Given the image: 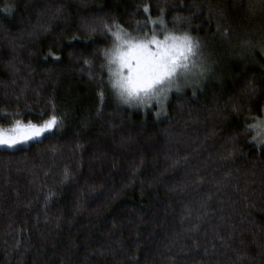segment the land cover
<instances>
[{
  "label": "trees",
  "instance_id": "trees-1",
  "mask_svg": "<svg viewBox=\"0 0 264 264\" xmlns=\"http://www.w3.org/2000/svg\"><path fill=\"white\" fill-rule=\"evenodd\" d=\"M250 3L0 0V126L63 117L0 148V264H264V147L244 132L264 111V54L171 94L156 120L120 103L101 68V21L142 37L162 10L177 34L189 22L173 18L189 17L204 47L262 45Z\"/></svg>",
  "mask_w": 264,
  "mask_h": 264
},
{
  "label": "snow or ice",
  "instance_id": "snow-or-ice-1",
  "mask_svg": "<svg viewBox=\"0 0 264 264\" xmlns=\"http://www.w3.org/2000/svg\"><path fill=\"white\" fill-rule=\"evenodd\" d=\"M256 6L264 8V0H255V4L249 5L250 9ZM193 7L199 10L201 6ZM143 10L147 13L149 8L145 6ZM163 15L162 10L158 21H153L149 17L146 22L158 23L161 31L157 33L152 29L150 34L145 33L142 37L132 36L114 20L111 25L101 21V30L113 38L111 48L103 53L106 64H102L101 68H107L110 87L118 101L124 105L149 108L155 103L162 113L173 91H182L184 87L190 86L192 78L199 80L210 71L203 56L202 40L190 34V18H173L177 23L189 22V31L177 34L167 29ZM220 15L223 16V13ZM91 30L95 31V28ZM220 30L218 24L217 31ZM223 35L227 37V29L223 30ZM244 46L253 54L257 49L264 54V45H253L249 41L245 42ZM85 63L88 64V61ZM14 115L19 116L21 113L16 112ZM251 119L254 123L247 125L244 132L245 134L249 131L255 132L252 136L253 142L264 146V118L257 116ZM62 123L63 117L55 114L54 106L53 114L42 123L14 119L10 126H0V147L15 148L38 140Z\"/></svg>",
  "mask_w": 264,
  "mask_h": 264
},
{
  "label": "rangeland",
  "instance_id": "rangeland-1",
  "mask_svg": "<svg viewBox=\"0 0 264 264\" xmlns=\"http://www.w3.org/2000/svg\"><path fill=\"white\" fill-rule=\"evenodd\" d=\"M256 7H257V9H260V12L264 13V8H261L260 6H256ZM132 36H134V35H132ZM232 37L238 38L239 35L233 34ZM262 37L264 38V35ZM211 43H212V45L209 44L207 47L203 48V56L206 60L207 65L210 67V71L203 78H200L199 80L192 78V80L190 82V86L184 87L182 89V91L185 89H190L192 87H199L200 83H206L211 79L222 81L224 78L229 76L230 69L233 66L244 65V63L246 62V58H243L241 53L242 52H251L247 47L244 46L245 44H242L240 46L237 44L235 45L233 43H228V44H225V46L222 47V49L217 50L220 45L215 46L214 42H211ZM258 44L259 43H257V45ZM262 45H264V40H262ZM111 46L109 47V49L111 48ZM257 51H259V49H257ZM105 64H106V58H105ZM105 70H106V72L108 74V78H109V72H108L106 67H105ZM109 83H110V81H109ZM181 83H183V81H181ZM173 93L177 94L179 92L173 91L171 94H173ZM180 93H181V91H180ZM149 108H150V110L153 111V115H152L153 119L156 120V119L161 118L163 112L161 113L159 106H157V105H155V103H153V105ZM132 109L140 110L141 113L142 112L144 113L148 110V108H144V107H132ZM259 117L264 118V111L262 113V116H259ZM251 118L252 117L246 118L245 123H244V128H246L247 125L254 123V121ZM46 134H48V133H46ZM248 134H249V141L250 142H252L256 146L264 147V146H260V145L256 144L255 142H253L252 136L255 135V132L249 131ZM22 145H25V144H21L18 146H22ZM18 146H16V147H18ZM0 148H7V147H0Z\"/></svg>",
  "mask_w": 264,
  "mask_h": 264
}]
</instances>
